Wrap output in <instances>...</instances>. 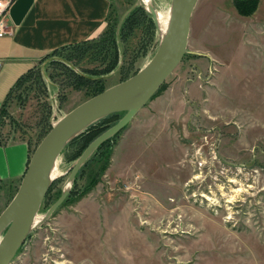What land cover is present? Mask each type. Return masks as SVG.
<instances>
[{"label":"rangeland","instance_id":"rangeland-1","mask_svg":"<svg viewBox=\"0 0 264 264\" xmlns=\"http://www.w3.org/2000/svg\"><path fill=\"white\" fill-rule=\"evenodd\" d=\"M112 1L120 21L137 3ZM150 3L164 15L171 0ZM159 38L156 26L150 38L134 32L129 73L151 58ZM186 49L111 139L105 168L97 173L91 161L82 176L86 162L79 168L69 190L87 191L35 227L10 264L43 258L49 245L72 256L63 264H264V0L250 16L239 15L233 0H197ZM44 76L45 92L31 89L24 107L8 104L3 140L23 137L34 147L46 103L52 124L87 98L61 75ZM104 79L106 86L122 81L118 72ZM71 151L57 157L53 199L79 157L70 159ZM11 192L0 186V209ZM51 204L43 200L38 215Z\"/></svg>","mask_w":264,"mask_h":264},{"label":"water","instance_id":"water-1","mask_svg":"<svg viewBox=\"0 0 264 264\" xmlns=\"http://www.w3.org/2000/svg\"><path fill=\"white\" fill-rule=\"evenodd\" d=\"M141 3V0H137L124 13L121 21L133 7L142 5ZM196 3L197 0H171L169 19L163 33L158 27L156 9L151 3L143 6L160 32L158 45L151 58L126 79L86 98L59 117L33 148L14 195L0 212V264H10L27 235L65 200L79 168L101 143L128 124L177 67L187 51L190 21ZM121 111L125 112L123 116L95 137L75 160L69 174L68 186H63L60 195L43 214V220L39 224L34 222L55 178L50 176V169L64 146L99 118Z\"/></svg>","mask_w":264,"mask_h":264},{"label":"trees","instance_id":"trees-1","mask_svg":"<svg viewBox=\"0 0 264 264\" xmlns=\"http://www.w3.org/2000/svg\"><path fill=\"white\" fill-rule=\"evenodd\" d=\"M258 3L259 0H233L234 8L241 16L252 15L257 9ZM106 20L107 23L104 30L97 37L58 47L41 59L40 63L45 62V67H39L36 65L21 75L10 88L0 106V125L3 124L5 117H9L8 104L13 99H15L18 104H21L20 106L24 107L31 89L45 92V74H47L49 78H55V76L61 75L65 78V84L67 86H71L76 90H83L88 98L108 87L105 84L104 76L108 75L112 71L117 69L116 72H118L121 76V80H124L135 73L140 67L132 74L129 73V70L136 58V50L129 47V39L134 32L139 30L142 31V37L149 36L150 38V36L155 33V24L152 16L142 5H136L123 17L120 22V18H117L116 10L113 8L112 1ZM83 61H86L91 65L85 66L83 65ZM162 85L163 83L161 86ZM161 86L157 89V91L161 88ZM124 113V111H121L107 114L91 123L80 134L71 139L64 146V149L71 146L72 151L70 152L71 157L69 158L73 159L78 157L95 137L116 123ZM50 115V104L46 103L42 109V115L37 121L36 138L33 143L35 146L52 126L49 120ZM11 119L13 122L14 119ZM115 136H117V133L111 138L106 139L97 147L95 152L82 166L80 174H78L79 176H82L85 167L88 166L91 161L98 163L99 166L97 173H100L105 168L108 156L111 153L110 149L113 146L110 141ZM16 139L26 140L32 152L35 146L33 147L30 139L19 137L13 138L12 140ZM0 141L6 142V140L1 138V135ZM95 177L96 174H93L90 178L92 184L95 183ZM52 188L53 185H50L44 197L47 204L53 203V201H55L59 196V194L56 195L57 197L54 199L53 197H50ZM16 189L17 186L14 188L8 202L14 195ZM86 191L87 187L82 190L72 189L69 191L63 203L66 204L75 201V199L82 196Z\"/></svg>","mask_w":264,"mask_h":264},{"label":"crops","instance_id":"crops-1","mask_svg":"<svg viewBox=\"0 0 264 264\" xmlns=\"http://www.w3.org/2000/svg\"><path fill=\"white\" fill-rule=\"evenodd\" d=\"M0 36V106L16 80L63 45L97 37L112 0H9ZM31 149L26 140L0 141V186H18ZM6 205V203H5ZM0 209V212L5 207Z\"/></svg>","mask_w":264,"mask_h":264},{"label":"flooded vegetation","instance_id":"flooded-vegetation-1","mask_svg":"<svg viewBox=\"0 0 264 264\" xmlns=\"http://www.w3.org/2000/svg\"><path fill=\"white\" fill-rule=\"evenodd\" d=\"M49 249L50 250L55 249V251H49ZM43 250H45L46 252L41 251V254L45 256L43 258L39 257L36 258L35 260L29 261V264H52L51 261L54 262L55 264H63L65 262L72 263V258H71L72 256L70 255L71 256L70 257L69 255H66L64 252H60L62 250L61 247L49 245L48 247H44ZM56 258H61V259H56Z\"/></svg>","mask_w":264,"mask_h":264},{"label":"bare ground","instance_id":"bare-ground-1","mask_svg":"<svg viewBox=\"0 0 264 264\" xmlns=\"http://www.w3.org/2000/svg\"><path fill=\"white\" fill-rule=\"evenodd\" d=\"M146 6H148L150 4V0H141ZM169 12H170V8L168 9V12H166V14L161 15L157 12V21H158V27L160 28L161 33H163L167 27V23H168V19H169ZM57 161V160H56ZM56 161L54 162V165L52 166V168L50 169V176L54 177L57 175V170H56ZM69 182H66L65 185L66 187L68 186ZM43 220V215L39 216L38 214L35 216L34 218V222L36 223H40Z\"/></svg>","mask_w":264,"mask_h":264},{"label":"built area","instance_id":"built-area-1","mask_svg":"<svg viewBox=\"0 0 264 264\" xmlns=\"http://www.w3.org/2000/svg\"><path fill=\"white\" fill-rule=\"evenodd\" d=\"M9 4V0H0V36L10 32V28H8V25L5 20L6 11L8 9ZM202 166V162H200L198 168H201Z\"/></svg>","mask_w":264,"mask_h":264}]
</instances>
